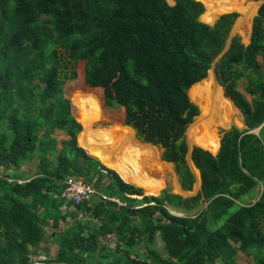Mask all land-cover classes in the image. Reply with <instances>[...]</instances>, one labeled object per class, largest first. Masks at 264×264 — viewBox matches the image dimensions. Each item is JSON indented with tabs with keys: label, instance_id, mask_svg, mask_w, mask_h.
Listing matches in <instances>:
<instances>
[{
	"label": "trees",
	"instance_id": "obj_1",
	"mask_svg": "<svg viewBox=\"0 0 264 264\" xmlns=\"http://www.w3.org/2000/svg\"><path fill=\"white\" fill-rule=\"evenodd\" d=\"M171 1L0 0V264H31L29 249L46 238L56 249L45 264H235L237 252L264 264V136L251 133L264 121V1L247 44L231 36L215 61L216 82L242 127L219 130L214 154L193 143L195 195L162 188L142 196L123 178L143 187V172L157 189L166 181L173 187L165 168L141 162V172L119 162V173L78 145L84 121L95 122L100 112L90 96H73L80 130L62 86L78 61L95 58L114 72L107 89L122 125L136 141L158 148L179 189L191 190L183 134L197 107L187 91L224 48L236 14L226 13L231 2L223 8L211 7L215 0ZM204 9L201 19L211 25L198 19ZM241 79L250 101L238 90ZM32 158L33 175L22 179L17 172ZM66 177L122 205L95 197L79 205L64 201ZM200 205L192 216L165 208ZM107 236L111 244L102 241ZM156 238L163 256L151 248Z\"/></svg>",
	"mask_w": 264,
	"mask_h": 264
},
{
	"label": "rangeland",
	"instance_id": "obj_2",
	"mask_svg": "<svg viewBox=\"0 0 264 264\" xmlns=\"http://www.w3.org/2000/svg\"><path fill=\"white\" fill-rule=\"evenodd\" d=\"M165 1L168 4L172 3L171 0ZM215 1L216 3L211 7H214L216 4H220L223 8H226L227 5L231 2L230 4H232V11L226 13L233 12L236 14V17L229 30L228 36H238L240 42L243 45H246L250 35L251 19L255 15L259 5L264 0H242V5L239 4L237 0ZM245 7L248 10L250 9V11H252V14L250 16H246L244 12L240 11V8L242 9ZM204 12L205 9L204 11H202L201 15L198 18L203 23L205 22L201 19V16L204 14ZM240 16H245L247 18L246 20H238ZM242 23H245L246 26L243 29L238 30V28H236L235 26ZM262 26H264V20ZM257 61L258 63H260L259 57H257ZM214 65L215 61L213 60L208 70L206 71L204 78L197 82L199 84H194V86H192L187 92L189 101L197 107V115L186 126L183 134L187 146L198 147L193 143H201L206 145L213 152H210L211 154H214L217 150V137L219 130H226L231 125L235 126L236 128L242 127L241 117L235 109L232 110L231 107L229 109H225L223 107V112L221 115V105H227V102L229 101L221 94V88L218 86L214 74ZM260 67L264 74V67L261 63ZM73 72L74 78L64 81L62 91L64 97L68 100L69 111L74 120L77 122L78 109L72 104L73 96H90L96 103L98 112H100V118L95 122H93L92 119H86L84 121L83 129L78 133V145L86 148L87 151L93 155L94 153L91 151L100 153V155L102 157L104 156L103 158H106L109 163L116 167L119 172V162L123 166L130 165L133 168H138L137 166L141 162L150 163L155 166H160L161 164L165 163L159 160L160 150L158 148L144 143V145L139 144V142L134 139L133 132L128 127L122 125L121 110L118 107L113 106L109 98L107 89L108 83L114 77V72L109 64L102 60H95V58H86L84 60L78 61L75 64ZM245 84L246 82L244 79L239 80L238 90L248 101H250V97L244 92ZM217 97H219V101H217ZM221 100L222 104H219ZM202 108L204 109L203 111ZM219 115H221V117L226 120L224 124L221 120H218ZM56 136L60 137L58 133H56ZM86 145L88 146L86 147ZM151 148L154 150V153L153 151H150L152 150ZM134 151L137 153L136 158ZM109 156H113L114 158L112 160H109ZM167 166L173 174L172 175L171 172L170 174H168V180H174L176 188L171 187L170 184L166 181V183H164L161 188L157 189L153 181L149 179L148 176L144 177L143 173L140 176V182L144 185L143 187H140L137 184H133L132 182L129 183V181L125 180L124 177L125 183L140 189L142 192V196H156L159 190H161L162 188H165L172 194L181 193L183 195H186V197L195 195V193L198 191L199 186L197 172L195 170L191 171L195 179L194 183L190 191L183 192L178 187L176 176L173 172L172 166L170 164H168ZM33 170L34 161L32 158L31 160L23 163L17 173L22 175V179H26L33 175ZM140 171L139 173L142 172ZM259 188L260 187H258L257 189ZM137 198L140 197L138 196ZM202 205L191 210L175 209L170 206H166L165 208L172 215L192 216L195 215L197 211H199ZM229 212H231V210ZM102 241L111 244V242L113 241V237H104L102 238ZM229 241L230 243H232L231 239H229ZM151 248L154 249L158 254L163 256L162 247L157 238L155 239L154 244L151 246ZM55 249L56 247L53 242L50 239L46 238V240L42 244H39L38 247L29 249L31 252L29 255V260L33 264L38 260H45L46 258L51 257L54 254ZM137 250L140 251L139 248H137ZM235 264H251L250 256L237 252V254L235 255Z\"/></svg>",
	"mask_w": 264,
	"mask_h": 264
},
{
	"label": "built area",
	"instance_id": "obj_3",
	"mask_svg": "<svg viewBox=\"0 0 264 264\" xmlns=\"http://www.w3.org/2000/svg\"><path fill=\"white\" fill-rule=\"evenodd\" d=\"M259 132L264 136V121L256 128L255 133ZM60 197L67 202H71L73 205H79L81 203L89 201L91 198H96L102 202H112L117 206H121L122 203L115 198H108L98 192H96L90 185H86L79 178L66 177L63 180V187L60 193ZM33 264V263H32ZM40 264V263H34Z\"/></svg>",
	"mask_w": 264,
	"mask_h": 264
},
{
	"label": "crops",
	"instance_id": "obj_4",
	"mask_svg": "<svg viewBox=\"0 0 264 264\" xmlns=\"http://www.w3.org/2000/svg\"><path fill=\"white\" fill-rule=\"evenodd\" d=\"M246 8V7H245ZM252 12V11H251ZM252 14V13H251ZM250 14V15H251ZM249 15V16H250ZM244 17V18H243ZM246 18L247 17H245V16H240V19H243V20H246ZM239 19V20H240ZM246 26V24L245 23H242V24H237L235 27L236 28H238V30L239 29H243L244 27ZM92 147V146H91ZM91 150V149H90ZM91 152H93L94 153V155H99L102 159H103V161L106 163V164H109L110 166H112L117 172H119L117 169H116V167H114L113 165H111L110 163H109V161L106 159V158H103L101 155H100V153H98V152H95V151H91ZM114 157L112 156V157H110L109 158V160H112ZM147 164H150V163H147ZM150 165H152V164H150ZM168 164H165V163H163V164H161L160 166H155V165H153V166H155V167H162V168H165L168 172H169V174H170V172H171V174H172V171L168 168V166H167ZM138 167V166H137ZM139 169V168H138ZM140 170V169H139ZM120 173V172H119ZM143 173V172H142ZM143 175H145V176H148V175H146V174H144L143 173ZM173 175V174H172ZM148 178L150 179V177L148 176ZM124 179V178H123ZM195 180V179H194ZM125 181V180H124ZM171 183H172V186H173V188H176V186H175V183H174V180H172L171 179ZM256 197H257V195H255L254 197H252L251 199H249L248 201L250 202V203H252V202H254L255 201V199H256Z\"/></svg>",
	"mask_w": 264,
	"mask_h": 264
},
{
	"label": "water",
	"instance_id": "obj_5",
	"mask_svg": "<svg viewBox=\"0 0 264 264\" xmlns=\"http://www.w3.org/2000/svg\"><path fill=\"white\" fill-rule=\"evenodd\" d=\"M167 4H168V3H167ZM168 5H172V3H171V4H168ZM229 39H230V36H227L226 41H225L224 48H223L222 51L216 56V58L214 59V61H216L217 58H218V57L223 53V51L226 49ZM139 144L142 145L143 143H140V142H139ZM185 144H186V142H185ZM143 145H144V144H143ZM186 146H187V144H186ZM78 147H79V146H78ZM80 148H81V147H80ZM190 148H191V147L187 146V151H186V154H185L184 159H185V162H186V165H187L189 171L191 172V171L193 170V166H192V164H191V162H190V160H189ZM81 149H82V148H81ZM201 149H202V148H201ZM176 195H179V196L182 197V198H185V197H186V195H183V194H181V193H177ZM148 196H151V195H148Z\"/></svg>",
	"mask_w": 264,
	"mask_h": 264
},
{
	"label": "bare ground",
	"instance_id": "obj_6",
	"mask_svg": "<svg viewBox=\"0 0 264 264\" xmlns=\"http://www.w3.org/2000/svg\"><path fill=\"white\" fill-rule=\"evenodd\" d=\"M170 2V1H169ZM249 5V4H248ZM240 11H242V12H244V14L246 15V16H249L250 14H251V11H250V9L248 10L247 8H240ZM197 84H199V83H197ZM196 85V84H195ZM189 91V90H188ZM187 91V92H188ZM215 97H216V95H215ZM217 101H219V97H217ZM225 105V104H224ZM225 107L227 108V109H229L230 108V106L227 104V105H225ZM204 109L202 108V111H203ZM152 149V148H151ZM153 151V150H152Z\"/></svg>",
	"mask_w": 264,
	"mask_h": 264
},
{
	"label": "clouds",
	"instance_id": "obj_7",
	"mask_svg": "<svg viewBox=\"0 0 264 264\" xmlns=\"http://www.w3.org/2000/svg\"><path fill=\"white\" fill-rule=\"evenodd\" d=\"M195 1H196V0H195ZM171 2H172V1H171ZM197 2H198V1H197ZM166 3H167V2H166ZM199 3H200V2H199ZM222 14H223V13H222ZM219 15H221V14H219ZM219 15H218V16H219ZM218 16H217V17H218ZM217 17H216V18H217ZM216 18H215V19H216ZM256 128H257V127H256ZM256 128L253 129V130L251 131V133H253L254 135H258V133H259V132L255 133ZM193 170H195V169L193 168ZM195 171H196V170H195ZM191 173H192V172H191ZM197 175H198V174H197ZM192 176H193V174H192ZM193 180H194V176H193ZM193 183H194V181H193ZM198 183H199V180H198ZM192 185H193V184H192ZM178 187H179V186H178ZM183 192H185V191H183ZM34 263L45 264L44 261H43V259L38 260V261H36V262H34ZM31 264H32V262H31Z\"/></svg>",
	"mask_w": 264,
	"mask_h": 264
}]
</instances>
